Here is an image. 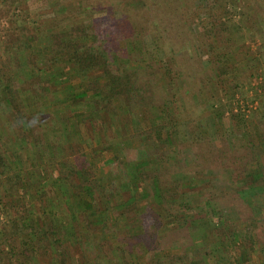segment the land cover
<instances>
[{
    "label": "rangeland",
    "instance_id": "1",
    "mask_svg": "<svg viewBox=\"0 0 264 264\" xmlns=\"http://www.w3.org/2000/svg\"><path fill=\"white\" fill-rule=\"evenodd\" d=\"M251 3L256 6L258 0H0V64L3 66L7 60L3 53L4 40L14 41L15 37L21 39L25 31L31 30L34 35L37 32L43 38L47 30L67 31L74 23L82 21L90 24L95 19L109 23L113 28H120L119 47L128 54L127 59L121 60L122 63L130 70H144L139 74L141 82L154 87L160 83L155 90V100L161 101L166 107L162 113L166 114L170 122H165L163 128L165 126L168 132L162 129L160 139L147 133L157 124H154V115L145 110L130 115L121 114L115 117V121L108 120L103 114L90 119L84 117L81 108H77L80 100L70 98L82 92L79 89L83 90L82 87L87 85L86 80L81 82L80 79L71 80L63 86L56 85L52 96L36 103L30 94H20L28 113L25 120H28L35 133L39 123L44 127L45 143L50 144V147H55L57 136L58 140H63L61 129L70 134L67 143L62 141L61 146L55 148L58 153L56 158L49 160L51 167L70 157L66 149L69 144L76 143L95 168L108 159H116L121 164L134 161L131 156H125L126 152L123 151L127 147L146 159V173L158 171L165 181L193 180L191 186L179 190L167 204L170 207L168 209H174L176 214L164 221L162 229L165 232L161 234V245L164 250L162 253L167 255L180 254L184 246L194 249L205 247L210 256L205 257L200 264H263L264 193L244 188L236 180V177L239 181L245 178L242 171L233 172L231 167L224 168L222 165H228L234 156L252 174L264 168V91H261L264 68L260 72V80H251L249 72L245 71L247 62L249 64L257 57L254 53L260 51L264 54V25L260 30L257 25L259 32L255 31L250 38V60L237 51L239 48L226 60L231 73L222 80L226 81L227 86L218 90L208 85L206 96L202 98L199 94L201 82L210 77L200 57L202 52L197 43L200 33L211 31L215 24L218 27L215 22L216 16L221 13L219 6H225L222 8L227 16L224 20L230 22L231 16L235 22L234 25L222 22L232 27L234 35H244L243 28L238 24L242 23L241 18H244V22L253 13ZM259 3L264 10V0H259ZM234 9L240 15H235ZM259 21L261 24L260 18ZM236 25L240 27L236 29ZM41 40V44L35 47L41 51L47 50L45 42ZM168 59L174 63L171 70L176 72L170 93L162 85V74L153 77V73H157L160 68L166 69ZM251 66L254 67L249 64L247 68ZM65 87L68 89L65 90ZM90 96L88 93L85 102ZM78 109L80 113L77 114ZM213 111H217L220 117H214ZM37 116L39 121L33 120ZM52 116L60 119L59 125H55ZM40 131L39 128V134ZM19 135H23L20 129L7 120V113H3L0 108V150L6 155H25L21 158L33 160V145L18 142L15 136ZM260 136L263 138L260 139ZM250 142L254 148L256 145L255 149L259 153L256 160L250 159L251 150L254 151ZM154 151L156 155H149ZM24 163L27 164L26 160ZM31 166L26 165L25 171H15L14 174L20 178L23 174L29 177L35 172L36 179L38 171ZM106 171V179L117 182L118 175ZM51 180L48 177V181ZM1 196L0 235L3 230H11V218L7 217L5 211L1 212L2 208L10 211L7 213L13 218L21 215L20 208L9 206L8 196ZM28 196L30 194L25 195ZM147 202L153 204L151 199H147ZM183 204L193 205V210H181L179 206ZM33 205L35 203L30 205L29 202L25 208L29 209ZM33 211H37V204ZM184 213L186 217L195 215L201 219L193 223L196 228L188 235L177 228L183 227L182 223L175 222ZM204 213L208 218H205ZM117 224L120 226V223ZM191 248L188 247V250ZM79 253L73 252L74 263L83 264L82 254ZM255 259L256 262L253 261ZM34 261L27 264H44ZM71 263L69 261L68 264Z\"/></svg>",
    "mask_w": 264,
    "mask_h": 264
},
{
    "label": "trees",
    "instance_id": "2",
    "mask_svg": "<svg viewBox=\"0 0 264 264\" xmlns=\"http://www.w3.org/2000/svg\"><path fill=\"white\" fill-rule=\"evenodd\" d=\"M258 4L260 5L259 0ZM256 6L252 4L253 13L244 22V18H241L242 23L238 24L243 28L244 35H234L232 27L222 22H229L224 20L227 16L222 8L225 6H219L221 13L216 16L215 22L218 27L215 24L211 31L200 33L197 40L199 51L202 52L200 57L210 72V77L200 85L199 94L202 98L208 92V85L215 86L218 90L227 86L226 81L222 80L231 73L226 60L234 55L237 48L246 60H250V38L258 30L257 25L259 30L264 25V10L260 5L257 11ZM234 13L240 15L235 9ZM229 18V24L234 25L235 21L231 16ZM238 25L236 29L240 27ZM119 30V27L113 28L109 23L95 19L90 24L82 21L74 23L67 31L47 30L43 38L30 30L24 32V38L4 40L3 53L7 60L4 66L0 64V108L3 113H7V120L15 123L22 132V136H15L17 141L33 145L35 154L30 161L25 157V164V160L21 158L25 155H6L0 150V199L1 194H5L8 196L9 206L21 210V215L13 218L8 214L10 211L2 208L1 212L5 211L7 217L11 218V230L1 231L0 264H27L35 262L34 260L44 264H68L69 261L76 264L74 251L82 254L83 264H200L205 257L210 256L207 248L194 249L195 247L190 246L191 250L184 246L177 255L162 253L164 221L176 214L174 209H168L170 207L167 204L179 190L191 186L193 180L165 181L158 171L146 173V159L137 156V151H130L127 147L123 152L134 161L121 164L116 159H108L95 168L94 163L90 164L80 152L76 143L69 144L66 149L70 157L51 167L49 160L56 158L58 153L55 148L60 147L62 141L67 143L70 134L61 129L63 140H58L57 136L55 147H50V144L45 143L44 127L39 123L35 133L28 120H25L28 113L20 94H30L36 103L52 96L56 85L63 86L71 80L80 79L81 82L86 80L87 85L82 87L83 90L79 89L82 92L71 95L70 98L80 100L77 108H81L84 117L88 116L90 119L103 114L108 120L115 121V117L121 114L130 115L145 110L154 115V124H157L147 133L160 139L162 129L168 132L165 126L163 128L165 122H170L165 117L166 114L162 113L166 107L161 101L155 100V90L160 83H156L154 87L141 82L139 74L145 71L130 70L122 63L121 60L127 59L128 54L119 47ZM40 39L45 42L47 50L41 51L35 47ZM254 54L257 57L249 63L254 67L247 68L248 61L245 71L249 72L251 80H260L264 54L260 51ZM173 66L172 60L168 59L166 69L160 68L157 73H153V77L162 74V85L166 86L168 93L172 91L175 80L176 72L171 70ZM21 76L24 79L20 80ZM261 86L264 87V84ZM263 87L261 91H264ZM66 88L68 89H64ZM88 93L91 96L85 102ZM78 112L80 113L79 109L76 113ZM216 112L213 111L214 117L219 118ZM52 117L55 125H59L60 119ZM33 120L39 121L38 116ZM250 144L254 148L252 142ZM255 148L254 151L251 150V160H256L259 155ZM149 155H156V152ZM26 165H32L38 171L36 179L35 172L29 177L23 174L20 178L14 174L15 171H25ZM222 167H231L233 172L241 170L245 178L239 181L236 177L237 182L251 191L264 193V168L252 174L234 156L228 165ZM119 168L122 170L118 171ZM106 170L118 175L117 182L106 179ZM48 177L52 179L50 182ZM47 187L49 188L45 189ZM26 194H30V197H25ZM147 199H151L153 204H148ZM29 202L30 205H35L27 209L25 204ZM36 204L37 211L34 212ZM192 206L183 204L179 208L187 212L193 210ZM131 213L134 214L133 217L130 216ZM186 215L182 214L180 220L174 219L175 222L182 223L183 227L177 228L188 235L195 230L193 223L200 217ZM204 215L208 218L206 213Z\"/></svg>",
    "mask_w": 264,
    "mask_h": 264
},
{
    "label": "crops",
    "instance_id": "3",
    "mask_svg": "<svg viewBox=\"0 0 264 264\" xmlns=\"http://www.w3.org/2000/svg\"><path fill=\"white\" fill-rule=\"evenodd\" d=\"M257 193H259V192H257ZM256 260H257V259H255V260H253V261H255V262H256ZM262 261H263V264H264V258H262Z\"/></svg>",
    "mask_w": 264,
    "mask_h": 264
}]
</instances>
